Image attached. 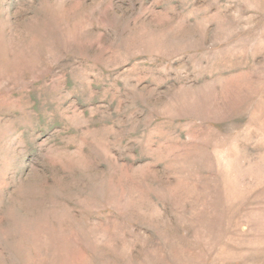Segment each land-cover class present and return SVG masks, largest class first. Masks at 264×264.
Returning <instances> with one entry per match:
<instances>
[{"label":"rangeland","instance_id":"rangeland-1","mask_svg":"<svg viewBox=\"0 0 264 264\" xmlns=\"http://www.w3.org/2000/svg\"><path fill=\"white\" fill-rule=\"evenodd\" d=\"M0 264H264V0H0Z\"/></svg>","mask_w":264,"mask_h":264}]
</instances>
